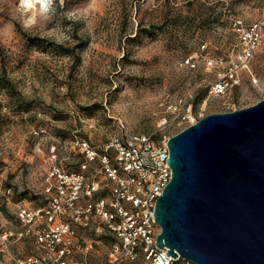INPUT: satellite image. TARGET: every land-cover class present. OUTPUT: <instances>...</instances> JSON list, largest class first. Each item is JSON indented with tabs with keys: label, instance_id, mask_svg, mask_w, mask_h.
<instances>
[{
	"label": "rangeland",
	"instance_id": "1",
	"mask_svg": "<svg viewBox=\"0 0 264 264\" xmlns=\"http://www.w3.org/2000/svg\"><path fill=\"white\" fill-rule=\"evenodd\" d=\"M237 19L246 25L264 21V0H50L37 5L31 22H26L21 0H0V204L5 228L15 232L19 227V202L31 207L47 203L44 187L53 144L59 163L77 167L83 156L69 143L73 134L98 146L120 122L135 133L175 134L182 125L169 121L171 106L181 99L192 101L194 114L205 115L263 99L264 26L251 62L257 82L242 71L229 94L212 89L236 62ZM153 25L150 35L140 31ZM81 41L85 45L80 48ZM165 118L168 123L161 127ZM95 229L96 224L80 227L78 233L96 241L91 263L101 264L112 236L105 228ZM13 244L9 250L20 256L35 250L31 239ZM6 251L0 252L5 263Z\"/></svg>",
	"mask_w": 264,
	"mask_h": 264
},
{
	"label": "built area",
	"instance_id": "2",
	"mask_svg": "<svg viewBox=\"0 0 264 264\" xmlns=\"http://www.w3.org/2000/svg\"><path fill=\"white\" fill-rule=\"evenodd\" d=\"M263 26V20L249 25L235 20L239 36L236 62L212 84L214 93L229 94L242 71L257 82L251 62ZM171 112L174 117L169 121L182 125L179 131L205 116L194 114L192 101L185 98L171 106ZM166 123L165 118L161 127ZM172 135L135 133L122 122L102 146L73 134L69 143L83 156L77 167L59 163L53 144L44 187L47 203L31 207L19 202L15 232L5 228L0 204V252L7 249V261L0 259V264H92L96 241L78 230L95 224V230L105 228L112 236L101 264H195L179 255H167L168 248L156 244L161 228L154 220V206L171 178L167 141ZM26 239L33 240L35 250L22 256L9 250L13 243Z\"/></svg>",
	"mask_w": 264,
	"mask_h": 264
},
{
	"label": "water",
	"instance_id": "3",
	"mask_svg": "<svg viewBox=\"0 0 264 264\" xmlns=\"http://www.w3.org/2000/svg\"><path fill=\"white\" fill-rule=\"evenodd\" d=\"M167 144L157 246L195 264H264V98L207 114Z\"/></svg>",
	"mask_w": 264,
	"mask_h": 264
},
{
	"label": "bare ground",
	"instance_id": "4",
	"mask_svg": "<svg viewBox=\"0 0 264 264\" xmlns=\"http://www.w3.org/2000/svg\"><path fill=\"white\" fill-rule=\"evenodd\" d=\"M50 0H21V6L26 17V22L34 20L37 5H46Z\"/></svg>",
	"mask_w": 264,
	"mask_h": 264
},
{
	"label": "trees",
	"instance_id": "5",
	"mask_svg": "<svg viewBox=\"0 0 264 264\" xmlns=\"http://www.w3.org/2000/svg\"><path fill=\"white\" fill-rule=\"evenodd\" d=\"M152 28H149V29H144V28H140V31H143L142 33L144 34V35H150V34H152L153 32H154V29H156V26H151ZM29 39L33 42V41H35V40H37V39H35V38H30L29 37ZM39 39V38H38ZM31 42V43H32ZM85 45V43L84 42H80V44L78 45V47H83ZM65 49V53L66 54H68L69 56H72L73 54H72V51L69 49V48H64ZM74 57V60L76 61V62H78L79 61V56L76 54L75 56H73ZM6 82L7 83H9L10 85H11V83L9 82V81H7L6 80ZM11 91V93L13 94V96H17V97H19V95H18V92L13 88L12 90H10Z\"/></svg>",
	"mask_w": 264,
	"mask_h": 264
}]
</instances>
